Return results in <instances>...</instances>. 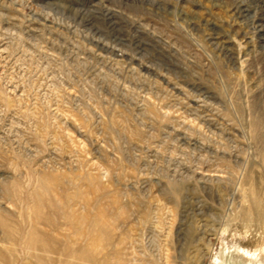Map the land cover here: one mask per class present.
<instances>
[{
	"label": "rangeland",
	"instance_id": "1",
	"mask_svg": "<svg viewBox=\"0 0 264 264\" xmlns=\"http://www.w3.org/2000/svg\"><path fill=\"white\" fill-rule=\"evenodd\" d=\"M262 26L264 0H0V264H264Z\"/></svg>",
	"mask_w": 264,
	"mask_h": 264
},
{
	"label": "bare ground",
	"instance_id": "2",
	"mask_svg": "<svg viewBox=\"0 0 264 264\" xmlns=\"http://www.w3.org/2000/svg\"><path fill=\"white\" fill-rule=\"evenodd\" d=\"M262 29H264L263 26ZM236 108L237 109H235L234 113L232 114L233 119L235 121L237 120L236 127L233 128V136L239 138L244 147L253 146L254 144L252 143V141L254 139L261 140V136L256 132L257 124L254 118L255 106L253 104V101L250 100L249 104L247 103L246 106L237 104ZM254 130H255V136H254Z\"/></svg>",
	"mask_w": 264,
	"mask_h": 264
}]
</instances>
